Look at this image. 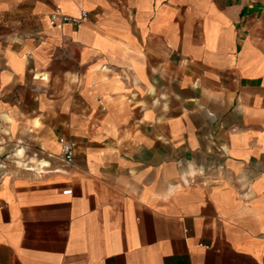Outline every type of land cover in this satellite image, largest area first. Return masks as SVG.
I'll list each match as a JSON object with an SVG mask.
<instances>
[{
  "label": "crops",
  "instance_id": "obj_1",
  "mask_svg": "<svg viewBox=\"0 0 264 264\" xmlns=\"http://www.w3.org/2000/svg\"><path fill=\"white\" fill-rule=\"evenodd\" d=\"M0 264H264V0H0Z\"/></svg>",
  "mask_w": 264,
  "mask_h": 264
},
{
  "label": "built area",
  "instance_id": "obj_2",
  "mask_svg": "<svg viewBox=\"0 0 264 264\" xmlns=\"http://www.w3.org/2000/svg\"><path fill=\"white\" fill-rule=\"evenodd\" d=\"M87 18H88V13L85 11H83L81 15L77 18L66 16L62 14V12L59 9H57L55 12H53L50 15V20L52 25H56L58 21H61L62 23L80 24L81 22L85 21ZM60 145H61V158L67 164H73L75 161L76 143L67 138H61ZM72 192H73L72 190H66L64 194L68 195V194H72Z\"/></svg>",
  "mask_w": 264,
  "mask_h": 264
}]
</instances>
